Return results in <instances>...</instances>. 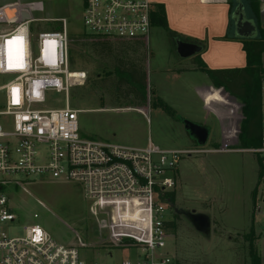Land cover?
<instances>
[{"label": "rangeland", "instance_id": "374dc122", "mask_svg": "<svg viewBox=\"0 0 264 264\" xmlns=\"http://www.w3.org/2000/svg\"><path fill=\"white\" fill-rule=\"evenodd\" d=\"M13 1L0 0V5ZM20 1L29 3V15L33 19L66 20L70 38L69 71L86 74L85 81L69 89V108L92 110L77 115L81 137L124 146H141L149 141L160 149L193 150L201 147L190 140L182 120L207 124L210 134L202 148L209 152L181 156L176 169L168 175L175 186L170 191L174 198H169L165 212V217L173 222L165 251L174 258V264H258L255 255L261 253L264 238V231L255 229L264 223V205L258 201V190L263 183V178L258 176L260 160L255 155L239 151L236 145L226 148L236 151L220 150L224 147L218 140L221 138L222 124L200 110L190 81L183 78L173 81L169 77L166 79L165 70L170 69L165 59L170 54L167 46L158 42L154 47L150 39L149 46L142 51L128 42L102 41L83 36L84 0ZM230 1L234 10L237 0ZM241 3L247 17L257 24L259 39L264 38V8H258L256 18L249 0H241ZM59 26V23L47 22L35 25L38 32L59 30ZM142 52L145 54L144 65ZM173 55L179 59L174 52ZM260 62L261 66L262 63L264 65V54ZM123 64L139 67L135 80L140 81V74L145 72V100L141 98L140 89H131L126 79L118 76L115 69H122ZM10 79L9 76L0 75V86ZM121 79V93H118L117 83ZM45 98L44 109H61L65 106L63 93L48 92ZM3 101V94L0 93V110L3 109ZM158 101L170 108L178 120L155 108ZM215 103L233 107L225 96L224 101L215 100L211 108L206 107L220 120L223 117L214 109ZM126 105H131V108L143 107L140 108L143 113L134 109L108 110ZM237 105L238 114L242 115V103ZM204 118H207L205 122ZM228 123L223 124L225 131L229 128ZM22 178L17 176L15 180ZM32 181L8 185L0 191L8 200V210L16 217L14 223L1 225L6 235L21 236L24 226L38 225L57 243L81 248L80 258L86 263L110 264L134 256V250L118 251L101 245L105 239L103 225L106 220L101 213L91 210L78 186L48 178L34 177ZM258 205L261 214L255 213ZM177 209L208 215L211 221L210 238L205 239L198 234L182 216L175 213ZM33 215H37V218L34 219Z\"/></svg>", "mask_w": 264, "mask_h": 264}, {"label": "built area", "instance_id": "2783aa9c", "mask_svg": "<svg viewBox=\"0 0 264 264\" xmlns=\"http://www.w3.org/2000/svg\"><path fill=\"white\" fill-rule=\"evenodd\" d=\"M256 1L264 8V0ZM83 7V36L147 46L152 26L150 0H84ZM43 22L59 23V30L38 32L35 25ZM69 53L65 19L0 24V75L11 77L0 86L4 98L0 110V191L8 185L29 183L34 177L73 183L91 210L106 220L101 245L135 251L132 258L110 264H174L165 251L171 238L167 224L172 222L165 212L168 194L175 186L168 175L181 156L209 151L202 147L165 150L150 142L131 147L81 137L80 111L70 109L68 99L69 89L85 81L86 74L69 71ZM48 92L63 93L64 108L44 109ZM259 93V144L238 150L264 163V75ZM226 148L220 150L236 151ZM17 176H23L22 180H15ZM258 201L264 205V178ZM7 204L0 194V264H90L80 258L81 248L57 243L38 225L24 226L21 236L6 235L1 225L16 220Z\"/></svg>", "mask_w": 264, "mask_h": 264}, {"label": "crops", "instance_id": "0c3cea01", "mask_svg": "<svg viewBox=\"0 0 264 264\" xmlns=\"http://www.w3.org/2000/svg\"><path fill=\"white\" fill-rule=\"evenodd\" d=\"M152 3V14L160 8L163 10L166 27L151 26L148 44L150 39L154 47L158 42H163L170 50L166 61L170 69L165 70L166 79L170 81L183 78L192 84L195 100L200 110L208 117H212L221 125V138L219 142L222 146L239 147V135L237 136L238 124L243 121L242 115L238 114V103L240 101L230 97L222 88L216 89L208 75L200 68V61L207 70H231L242 69L247 66L246 54L242 50L241 42L233 36V24L231 14L233 5L230 0H150ZM29 3H22L20 0L8 2L0 5V24L13 26L28 19H33L29 15ZM151 14V15H152ZM60 20V19H49ZM6 27V26H4ZM176 40L183 43L193 44L201 48V52L186 59H175ZM264 54V53H263ZM261 55V58L263 56ZM198 58V59H197ZM260 58V61H261ZM147 64V58H146ZM262 67L264 65L262 63ZM169 75V76H168ZM185 76H188L185 78ZM202 77V78H201ZM199 80V81H198ZM221 90V91H220ZM224 96L233 107L227 108L221 104H213L214 109L221 113L220 120L210 113L207 108L215 100L224 101ZM238 102V103H237ZM207 107V108H206ZM111 111H122V108L108 109ZM135 110V109H134ZM92 110L80 111L90 112ZM137 111V110H136ZM139 111V110H138ZM141 112V111H140ZM143 113V112H141ZM204 122L207 118H204ZM224 121V122H223ZM228 122V130L223 129V124ZM207 126L205 123H198ZM241 124L239 127L241 128ZM240 131V130H239ZM149 142V141H148ZM147 142V143H148ZM141 146L131 147H143ZM116 144V143H114ZM121 145V144H118ZM124 146V145H122ZM233 148V147H232ZM235 149V148H234ZM237 149V148H236ZM264 167V163H262ZM259 176V174H258ZM260 178V176H259ZM262 178H264V168ZM255 196V190H253ZM255 213L261 214V208L257 206ZM254 213V215H255ZM253 225L256 226L253 216ZM264 231V223L255 229ZM261 253L257 252L256 260L258 264H264V242H262Z\"/></svg>", "mask_w": 264, "mask_h": 264}, {"label": "trees", "instance_id": "16d2710c", "mask_svg": "<svg viewBox=\"0 0 264 264\" xmlns=\"http://www.w3.org/2000/svg\"><path fill=\"white\" fill-rule=\"evenodd\" d=\"M241 1V0H240ZM236 2V1H235ZM249 6L253 11L256 18L258 17V8L259 5L256 0H249ZM151 25L166 27L165 18L163 10L160 8L157 12H154L151 15ZM257 26V24H256ZM258 33H259V28ZM86 37V36H85ZM105 41V40H102ZM132 46L139 47L142 51L146 49L145 43L134 42L129 43ZM242 50L246 54L247 66L242 69H231V70H207L204 64L200 61L198 68L205 72L211 80L212 85L216 88H222L230 97L235 98L236 100L242 103V116L243 121L240 128L239 135V149H251L256 148L259 144V134H260V125H261V101H260V81L261 77L264 74V68L261 66L260 58L264 53V38H261L255 42H241ZM143 65L145 54L142 52ZM198 59V58H197ZM144 67V66H143ZM136 69H139L138 66L133 64H123L122 69L116 67V72L119 77L126 79V84L131 89H140L141 98L145 100V72L140 74L142 78L135 80L137 75ZM139 75V76H140ZM137 79V78H136ZM122 79L118 80L116 91H119L122 86ZM221 91V90H220ZM123 96V95H120ZM124 97V96H123ZM125 98V97H124ZM125 101L127 102L126 98ZM155 108H160L166 112L172 118L178 120L177 117H174V113L170 108H168L163 103H158L154 105ZM122 109H135L143 111V107H133L131 105H126L119 107ZM259 176L262 177L263 166L261 161H259ZM169 198L173 200L174 194L171 192L168 194ZM169 228L173 227V222L167 224ZM256 260V255H255ZM257 262V260H256ZM257 264V263H255Z\"/></svg>", "mask_w": 264, "mask_h": 264}, {"label": "water", "instance_id": "95a60500", "mask_svg": "<svg viewBox=\"0 0 264 264\" xmlns=\"http://www.w3.org/2000/svg\"><path fill=\"white\" fill-rule=\"evenodd\" d=\"M262 8V7H261ZM233 24V36L236 40L252 41L258 37V29L253 19H249L246 15L244 7L240 0L236 1V7L231 14ZM176 54L182 58H190L201 52V48L180 40L175 42ZM184 130L188 137L199 147H204L208 141L210 130L207 126L194 123L188 120H182ZM175 213L182 216L190 226L205 239H209L211 235V221L208 215L196 213L194 210L177 209Z\"/></svg>", "mask_w": 264, "mask_h": 264}, {"label": "flooded vegetation", "instance_id": "af4514ba", "mask_svg": "<svg viewBox=\"0 0 264 264\" xmlns=\"http://www.w3.org/2000/svg\"><path fill=\"white\" fill-rule=\"evenodd\" d=\"M255 22V21H254ZM258 36H259V33H258ZM260 40L259 37H257L255 40H252V41H246V42H255V41H258ZM170 202V201H169ZM169 206V203L167 204Z\"/></svg>", "mask_w": 264, "mask_h": 264}, {"label": "snow or ice", "instance_id": "6c2138e0", "mask_svg": "<svg viewBox=\"0 0 264 264\" xmlns=\"http://www.w3.org/2000/svg\"><path fill=\"white\" fill-rule=\"evenodd\" d=\"M16 39H20V38H16ZM12 43V41H9V44H11ZM17 66H19V65H17Z\"/></svg>", "mask_w": 264, "mask_h": 264}]
</instances>
